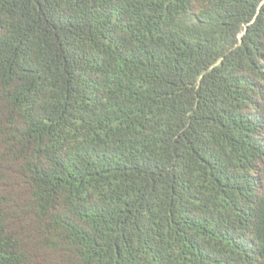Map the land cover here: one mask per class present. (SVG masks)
<instances>
[{"label": "trees", "instance_id": "1", "mask_svg": "<svg viewBox=\"0 0 264 264\" xmlns=\"http://www.w3.org/2000/svg\"><path fill=\"white\" fill-rule=\"evenodd\" d=\"M0 264H264V0H0Z\"/></svg>", "mask_w": 264, "mask_h": 264}]
</instances>
